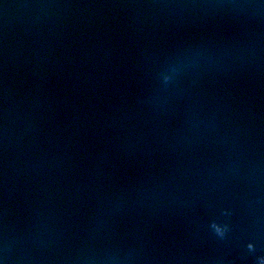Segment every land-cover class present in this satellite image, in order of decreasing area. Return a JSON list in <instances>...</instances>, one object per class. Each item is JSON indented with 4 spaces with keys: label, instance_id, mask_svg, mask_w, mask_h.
<instances>
[{
    "label": "water",
    "instance_id": "obj_1",
    "mask_svg": "<svg viewBox=\"0 0 264 264\" xmlns=\"http://www.w3.org/2000/svg\"><path fill=\"white\" fill-rule=\"evenodd\" d=\"M0 264H264V0H0Z\"/></svg>",
    "mask_w": 264,
    "mask_h": 264
}]
</instances>
